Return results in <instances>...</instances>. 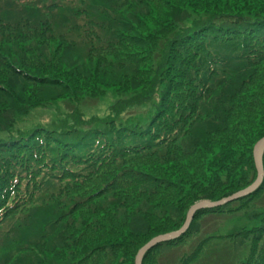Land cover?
Wrapping results in <instances>:
<instances>
[{
  "label": "trees",
  "instance_id": "trees-1",
  "mask_svg": "<svg viewBox=\"0 0 264 264\" xmlns=\"http://www.w3.org/2000/svg\"><path fill=\"white\" fill-rule=\"evenodd\" d=\"M107 91L130 94L112 113L145 101L151 118L117 127L74 106L0 138V264H134L195 201L251 184L264 137V0H0V119ZM263 189L264 178L240 210ZM225 205L196 211L142 264H264V209L204 231L197 218L233 216ZM248 236L243 257L235 240Z\"/></svg>",
  "mask_w": 264,
  "mask_h": 264
},
{
  "label": "rangeland",
  "instance_id": "rangeland-1",
  "mask_svg": "<svg viewBox=\"0 0 264 264\" xmlns=\"http://www.w3.org/2000/svg\"><path fill=\"white\" fill-rule=\"evenodd\" d=\"M178 17L180 18L181 16H178ZM194 19L199 21V19L197 17H194ZM186 21H188V20H186ZM31 56L33 57V55H31ZM117 61L120 62V60H117ZM115 65L117 66L118 63H116ZM36 92H38V90ZM49 96L47 97V99L49 98ZM129 97H130L129 93L115 94L112 91H107L101 97H97V98L84 97L81 100H79L77 103H75L69 99H66V98H59L58 100L45 102L44 105H42L40 107H36V108H32V103H25L23 109L14 115H10V114L5 115L4 112H1L2 118L0 119V123H3V124L0 125L1 126L0 138L4 139V137H7L6 135L8 133H11V135H14V134H18L21 132H25L27 129H30L37 124H42V123L44 124V122L47 121L48 118L50 119L51 116H53V115H58V116L61 115L60 118H63L64 116H68V114L71 113L69 111H71L74 106H76L78 108V110L83 114L85 119H87V118L89 119L92 117V118H94L95 121L96 120H107V119L110 121L113 120V123L117 127L118 126L121 127L123 125L133 126V125H137V124L141 127V125H145L147 123V121L151 118L153 111H154V109H153L154 104L153 103L142 101L140 103H136V104L132 103L130 105H126L122 109L118 108L116 110V113H112V111H111L112 107L114 105H117L118 100H120L122 98H129ZM121 104H123V102ZM95 121H87L86 126H90L93 123H96ZM14 136H17V135H14ZM254 146H253V149H254ZM253 149H252V159H253ZM244 172H245V175L248 176V175L253 173V169L248 164L244 167ZM236 192H234V193H236ZM263 192H264V189L256 197H254V199L249 203V205L245 204V206L241 210H240V208L242 207L241 206L242 203L238 199L233 200L234 202L233 201L228 202L229 204H227V203H226V205L224 204L225 205L223 207L224 211H226V210L227 211H233L234 212L233 216H229V214H224L228 217H221V216H217L218 215L217 214L215 216H208V217L204 218L203 215H200L197 218V220H202L200 222V224H202L204 226V228H205L204 231H207V232H209L210 229H212L211 231H214L215 229H218V228H219L218 229L219 232H224L226 230L236 229V226H237V228H240V226L238 225V222L240 221V218H238V214L240 212L254 213L255 208L258 210L264 209V195L260 198V196L263 194ZM234 193H232V194H234ZM232 194H230V195H232ZM200 201H217V200L200 199V200L195 201L193 204L200 202ZM232 202L233 203L236 202V204H232ZM191 206H189L187 208L186 214H187V212ZM205 209H207V208H205ZM200 210H202V209H200ZM186 214H185V217H186ZM213 218H215V219H213ZM184 221H185V218L182 221V224L180 225V227L183 225ZM178 229H175L172 231H176ZM172 231H169V232H172ZM169 232H166V233H169ZM166 233H162L159 235H163ZM184 234H182L181 236H183ZM159 235H156V236H159ZM156 236H154V237H156ZM154 237H152L151 239H153ZM178 238H176V239H178ZM151 239H149L146 243H148ZM176 239H173V240H176ZM251 239H252V237L248 236L247 239L245 237L243 239H236L235 240V241H237L236 243H238V241H240V240H243V246H242V252H241V253H243V257L244 256L245 257L251 256L250 254L252 253V249L254 248V247L252 248L251 245H249V241ZM173 240H170V241H173ZM170 241H165V242L159 243L156 246H154L153 248H151L149 251H154L153 257H156L158 255V253L160 252V250H162V248H163V246H161L162 244H165V243L170 242ZM146 243L141 244L142 245L141 247H143ZM261 244H262V239H260V241L257 242V244H256L257 248L255 247V249H254V251H256L255 253H257L258 249L263 248V246ZM236 249L237 248H236V244H235L234 250L236 251ZM149 251H147V252H149ZM239 251H240V249L237 252H239ZM137 252H136V254H137ZM216 253L217 254L221 253L220 247L217 249ZM136 254H135V256H136ZM254 260H255V258L252 260V263L254 262ZM142 261H143V258H142ZM134 264H135V257H134ZM144 264H146V263H144ZM201 264H212V263H209L208 259H205Z\"/></svg>",
  "mask_w": 264,
  "mask_h": 264
},
{
  "label": "water",
  "instance_id": "water-1",
  "mask_svg": "<svg viewBox=\"0 0 264 264\" xmlns=\"http://www.w3.org/2000/svg\"><path fill=\"white\" fill-rule=\"evenodd\" d=\"M263 153H264V137H262L255 144L254 149H253V161H254V166H255L257 174H256L255 180L249 186L237 191L236 193L228 197L222 198L217 201H200V202L193 204L189 208L186 214L183 225L178 230L156 236L138 250L135 256V264H142V258L144 254L147 251H149L151 248L156 246L157 244L176 239L180 237L182 234H184L187 231L196 211L200 209H205V208H213V207L222 206L228 202L245 197L255 192L261 185L263 177H264Z\"/></svg>",
  "mask_w": 264,
  "mask_h": 264
}]
</instances>
